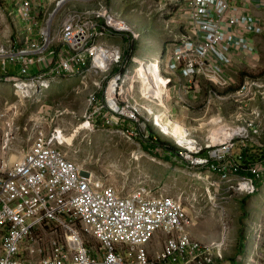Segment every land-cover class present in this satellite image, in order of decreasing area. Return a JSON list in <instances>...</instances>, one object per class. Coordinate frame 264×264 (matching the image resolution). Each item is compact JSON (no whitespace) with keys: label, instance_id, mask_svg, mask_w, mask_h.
<instances>
[{"label":"built area","instance_id":"2783aa9c","mask_svg":"<svg viewBox=\"0 0 264 264\" xmlns=\"http://www.w3.org/2000/svg\"><path fill=\"white\" fill-rule=\"evenodd\" d=\"M9 1L23 26L0 46V82L13 84L19 101L43 95L62 79L78 78L89 90L82 126L126 135L133 125L137 139L143 133L148 137L149 127L164 135L161 125L173 130L176 122L164 108L175 80L185 79L178 86L193 93H200L201 83L207 82V116L217 103H233L239 113L228 121L214 117L201 124L199 129L206 132L202 140L196 129L184 127L183 138L172 137L179 159L197 170L198 181H203V171L219 177L207 181L208 192L212 188L230 198L259 193L257 187L264 184V111H245L264 102V78L249 77L231 95L218 93L231 87L226 71L236 51L258 54L253 35L263 32L260 23L239 5L232 0H158L161 10L176 3L168 27L177 26L178 16L186 27L172 36L162 57L142 62L136 57L140 34L99 0ZM0 6L13 18L10 6ZM110 40H123V46ZM9 65L17 69L15 74L7 72ZM15 109L11 106L3 117ZM56 118L33 121L28 152L18 162L0 166V264L223 261V241L202 244L192 237L198 218L187 212L182 199L144 186L122 192L72 160L65 150L69 138L55 126ZM6 124L0 136L5 154L14 137ZM253 150L260 152V162L243 177L242 161ZM260 228L264 232V225ZM159 235L164 246L153 253ZM236 264H264V255L252 251Z\"/></svg>","mask_w":264,"mask_h":264},{"label":"rangeland","instance_id":"374dc122","mask_svg":"<svg viewBox=\"0 0 264 264\" xmlns=\"http://www.w3.org/2000/svg\"><path fill=\"white\" fill-rule=\"evenodd\" d=\"M99 1L105 3L108 8L127 22L130 23L131 20L138 27H142V36L137 42V55L142 62H148L153 55L154 46H151V50L148 45L159 42L161 40L158 39L159 35L164 36L163 40H165L160 43L162 52L172 40L174 28L168 27V23L175 19L176 3L166 10H161L158 0ZM5 3L8 7L11 6L13 18H10L4 11L1 12L0 6V14H4V19L0 16V38L4 37L2 34L4 31L12 34L17 28L19 29V26L23 25L17 8L9 0H0V5ZM94 3L97 2H92L89 5H95ZM176 18L178 19L177 29L183 31L186 27L185 22L180 16ZM16 23L18 27H16ZM109 42L113 44L118 40ZM1 43L3 42L0 39V45H2ZM13 68L14 66L9 65L8 71ZM263 70L253 73L254 77L264 78ZM13 72L10 74L16 73L15 70ZM0 75H3L2 71H0ZM73 79L75 78L62 79L58 86V93L50 92V89L43 95L26 102L19 101L13 84L0 82V129L2 132L0 136L3 134V130L8 128L6 123L11 124L10 128H13L14 134L25 126H28L27 131L30 130L32 122L41 118V111L46 107H51V113L54 111L55 113L70 112V116L66 113L62 114L66 115V121L72 120V117L76 119L75 129L83 125L89 90L83 89L81 83L72 86L71 89L66 87V81H73ZM47 104L49 105L46 106ZM11 106H15L17 109L3 117V114ZM258 106H261L260 110L264 111V106L259 103L254 104L255 108ZM49 110L50 108H46L44 114L47 115L46 111ZM60 119L56 118L55 126H62L63 122H59ZM205 122L207 121L201 123ZM176 124L180 127L177 122ZM60 128L65 132L64 128L66 127ZM149 128H151L150 132L153 131L163 141L176 146V141L170 135H164L154 127ZM132 131L129 129V132L124 135L119 131H104L103 128L83 129L75 136L72 131L66 130L67 136L70 138L68 140L70 145L65 147V150L69 152L72 160L83 166L88 172L122 192H132L144 186L182 199L187 212L198 218L197 228L193 232H199L196 233L197 236L203 235L206 238L204 244L222 241L225 243L224 259L218 264H236L234 260L236 256L246 257V239H248L249 254L252 251H260L264 255V232L260 228L264 225V187L256 197L248 199L239 195L230 198L224 192H216L212 188L207 194V187L198 185L199 183L195 182L191 175L186 174L187 176H185L180 172L181 168L178 166L177 159L175 160L171 156L168 160V156L159 152L153 155L149 154L143 147V143L139 141V139L143 141L147 139V134L143 133L136 139L132 137ZM18 134H15V140H12V144L17 143V150H11L6 154L2 151L3 144L0 139V166L3 162L9 164L18 162L16 157H19L20 151L29 144L27 142L28 134H23L19 140H16ZM196 183L197 185H195ZM244 239L245 242H243ZM164 241L163 235H159L152 244L151 251L155 253L162 250ZM239 246H242V251L238 250Z\"/></svg>","mask_w":264,"mask_h":264},{"label":"crops","instance_id":"0c3cea01","mask_svg":"<svg viewBox=\"0 0 264 264\" xmlns=\"http://www.w3.org/2000/svg\"><path fill=\"white\" fill-rule=\"evenodd\" d=\"M232 2L234 4L239 5L242 9L245 10L246 13L253 16L260 23L259 27H261L263 32H261L260 34L253 35V42H254V45L256 46L257 51H258L257 57L247 56L240 51H236V53L233 54V56H232L233 63L231 65V67H229L226 71L228 78L231 79V87H229L226 90H219L218 91V93L223 95V96L233 94L242 86V84L244 83V81H246V79H248L249 77H254L253 73L261 72L264 69V30H263L264 29V6L262 5V0H232ZM129 18L132 19L131 16H129ZM2 19H4V16L2 17ZM130 25L140 34V36H142V32H143L142 27H138V25L131 22V20H130ZM16 27H18L17 23H16ZM20 28H21V26H19V29ZM171 28H174L172 36H174L176 32L178 33L177 26L172 25ZM2 34L4 37H1L0 39L3 42L1 44L4 45V44H6V42H8V40H10V38H12V35L14 34V32L12 34H10L8 31H4ZM158 39L159 40L161 39V40L159 42H155L154 44L149 43V45H148V48L151 50H152L151 46H154V48H153L154 50H152L153 55L149 59L150 61H154L155 59L163 56L162 55L163 52H162V48L160 47V43L164 39V36L159 35ZM163 41H165V40H163ZM109 44H111V42H109ZM113 44L122 47L123 46V40H121V41L118 40V42L113 43ZM2 45H0V46H2ZM16 47H18V46H16ZM137 53H138V51L136 50V57L139 60H141L138 57ZM149 60H148V62H150ZM13 70H15L17 72V69L15 67L11 71H8V69H7V72L14 73ZM0 71H2V73L4 72L3 68L1 67V64H0ZM34 71H35V69H34ZM0 76H3V75H0ZM178 77H180V76H178ZM178 83H181V85L186 84V80L182 79V78H178L177 80H175V85L172 87V89L170 91V97L167 100V107L165 106L164 110L168 111V113L171 117L172 123L177 122L180 126H182L183 129H184V127L187 129H196V131L199 132V134H197V138H199L200 140H202L206 137L205 130H202V128L199 129V126L201 124H206L210 119H212L214 117L215 118L220 117V118H223V120L228 121V120H231L235 115H238L239 110L233 103H224V104H220V105L217 103L215 108L211 109L210 114L207 116L205 113L204 106H205V102L207 100V93L211 89V86L207 82H202L200 85L201 92L200 93H195V92L193 93V92H189V91L185 90L183 88V86L182 87L178 86ZM78 84H80V79H78V78L73 79V81H66V87H68L70 89L72 86H75ZM58 86H59V83H56L51 88L50 92L56 91L58 93V89H59ZM258 103L261 104L262 106H264L263 101L258 102ZM254 104L250 105L249 111H245L246 115H248L249 112H252L255 109H260L261 106H258L257 108H255ZM48 105L49 104H47L46 106H48ZM46 108H50L49 111H46L47 115L44 114V110ZM46 108L42 109L41 117L53 118L54 116L55 117L57 116L58 119L63 117L59 120V122H61V121L63 122L62 126H57V127H66V128H64L65 129L64 133H66V130L67 131L70 130L75 135V134L79 133L80 130L85 129L82 125L80 127L78 126V128L75 129V120L76 119L74 117H72V120L66 121V115H63L62 113H66V114H68V116H70V114H71L70 112L69 113H67V112H56L55 113V111H54L53 113H51L50 112L51 107H46ZM176 109H178V112H176ZM86 110H87V102H86ZM86 110H85V112H86ZM202 121H207V122L201 123ZM27 127L28 126H25L23 128H20V129L18 128L19 129L18 132H15V134L19 133L16 140H19L21 138V135H23V134L27 135L28 134L27 142L29 143L27 146H25L20 151L19 157L18 156L16 157L17 160H20L28 152L29 148L31 147V145L33 143L34 133L31 130L27 131ZM132 127H133V125H129L128 128L131 129ZM3 131H5V130H3ZM0 133H2V132H0ZM15 134L13 137L14 140H15ZM149 134L152 135V132ZM74 135H72V136H74ZM66 136H67V133H66ZM75 136H74V138H75ZM72 140H74V139L72 138ZM139 141L143 143V147L145 148L146 145L144 144V141L142 139H139ZM15 149L17 150V143L16 142H14L12 144L11 150L15 151ZM157 151L161 154H164L163 152L160 151V149H155L154 152L148 151V153L153 155ZM177 162H178V166L181 168L180 172L183 175H185V176L191 175V177H193V178L195 177L194 174L197 171L196 169H193L191 166H189V164L185 163L184 161H182L179 158H177ZM202 174L204 175L203 181H198L196 179H194V180H195V182L199 183L198 185H200V186L204 185L205 187H207V189H208V183H207L208 180H211V181L212 180L213 181L219 180V177H217L216 175H209L207 171H203ZM195 185H197V183ZM263 187H262V189H263ZM216 192H220V191H216ZM196 228H194L193 230H195ZM193 230H192V237L195 239V241H198L202 244L206 243V240H205L206 238L203 235L197 236L196 233H199V232L195 233V232H193ZM248 250H249V247H248Z\"/></svg>","mask_w":264,"mask_h":264},{"label":"trees","instance_id":"16d2710c","mask_svg":"<svg viewBox=\"0 0 264 264\" xmlns=\"http://www.w3.org/2000/svg\"><path fill=\"white\" fill-rule=\"evenodd\" d=\"M149 133H151V132L148 131V134ZM154 138H156L157 140L155 141ZM144 144L146 145L145 149H147V151H149V152H151V151L154 152L155 149H160V151L163 152L165 156H168V160H170L169 158L171 156L175 160L177 158H179V156H180V150H179L177 145L174 146L171 143L163 141V139L159 138L153 131H152V135L149 134L148 138L144 139ZM157 152H155V153H157ZM259 154H260L259 151L253 150V152L247 153L244 156V159L242 161L243 165H242L241 173H240L241 176L246 177V176L250 175V168L254 167L258 162H260ZM262 187H263V184L258 186L257 189L260 191L262 189ZM254 197H256V195L252 196V197H247L246 199L254 198ZM243 242H245V239H244ZM245 244H247L246 250H247V253H248V247H249L248 239H246ZM239 249H241V251H242V246H239L238 250ZM241 257H244V256H236V259H239ZM236 259H234L235 262H236Z\"/></svg>","mask_w":264,"mask_h":264},{"label":"bare ground","instance_id":"6f19581e","mask_svg":"<svg viewBox=\"0 0 264 264\" xmlns=\"http://www.w3.org/2000/svg\"><path fill=\"white\" fill-rule=\"evenodd\" d=\"M161 126L166 135H171V137H174V138L184 137L185 130L181 126L179 127L177 124H175L172 131L168 129V126H165V125H161Z\"/></svg>","mask_w":264,"mask_h":264},{"label":"clouds","instance_id":"9594fccd","mask_svg":"<svg viewBox=\"0 0 264 264\" xmlns=\"http://www.w3.org/2000/svg\"><path fill=\"white\" fill-rule=\"evenodd\" d=\"M263 186H264V184H263ZM207 190H208V189H207ZM214 191H216V190H214ZM207 194H209V192H208V191H207ZM257 195H258V194H257ZM257 195H256V196H257Z\"/></svg>","mask_w":264,"mask_h":264}]
</instances>
